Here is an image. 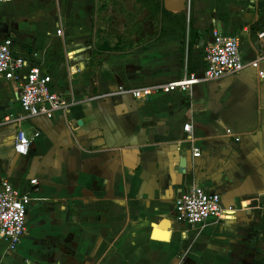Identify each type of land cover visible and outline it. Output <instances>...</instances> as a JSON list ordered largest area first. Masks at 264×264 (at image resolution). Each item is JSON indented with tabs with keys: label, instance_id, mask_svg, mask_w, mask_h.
<instances>
[{
	"label": "crops",
	"instance_id": "0c3cea01",
	"mask_svg": "<svg viewBox=\"0 0 264 264\" xmlns=\"http://www.w3.org/2000/svg\"><path fill=\"white\" fill-rule=\"evenodd\" d=\"M192 3L191 32L128 53L96 47L95 0L0 4V42L72 103L23 119L21 83L0 77V179L32 200L30 228L15 251L0 240V264H264V62L187 93L96 99L201 74L213 30L240 37L244 62L257 59L264 0ZM20 129L27 156L14 151ZM194 186L221 196L226 219H177Z\"/></svg>",
	"mask_w": 264,
	"mask_h": 264
},
{
	"label": "built area",
	"instance_id": "2783aa9c",
	"mask_svg": "<svg viewBox=\"0 0 264 264\" xmlns=\"http://www.w3.org/2000/svg\"><path fill=\"white\" fill-rule=\"evenodd\" d=\"M10 2L12 0H0V4ZM58 34L61 35L62 31L59 30ZM212 37L213 41L205 53L206 66L201 74L188 70L185 78L179 81L138 88L119 86L115 92L99 94L96 99L129 95L137 100H147L156 94L187 93L199 83L238 75L247 66L259 69L264 62V32L258 34L261 45L257 59L251 63L244 62L242 58L239 36H223L217 30H213ZM12 45L13 41L10 38L0 42V77L21 83L18 97L24 113L23 119L37 116L51 118L58 111H67L72 103L65 96L52 91L50 76L43 73L39 65L17 56L12 50ZM16 121L19 122L20 119ZM11 122L13 119L9 117L3 120V123ZM184 130L191 132L192 126L187 124ZM227 133L231 134L230 131ZM30 144L31 140L26 131L20 129L14 146L15 153L27 156ZM200 155V150L196 149L194 156ZM38 184L36 179L31 181L33 186ZM31 202L30 194L15 189L8 179H0V238L7 244L9 251H15L26 234V218ZM175 211L180 222L191 226L201 225L210 218L223 220L228 216L219 194L197 186L189 188L176 201Z\"/></svg>",
	"mask_w": 264,
	"mask_h": 264
},
{
	"label": "rangeland",
	"instance_id": "374dc122",
	"mask_svg": "<svg viewBox=\"0 0 264 264\" xmlns=\"http://www.w3.org/2000/svg\"><path fill=\"white\" fill-rule=\"evenodd\" d=\"M192 8V0H186L183 12L188 18ZM160 26V18L138 0H95L93 41L102 51H135L158 37ZM26 227L30 228L28 218Z\"/></svg>",
	"mask_w": 264,
	"mask_h": 264
},
{
	"label": "trees",
	"instance_id": "16d2710c",
	"mask_svg": "<svg viewBox=\"0 0 264 264\" xmlns=\"http://www.w3.org/2000/svg\"><path fill=\"white\" fill-rule=\"evenodd\" d=\"M144 4L150 12L161 20L160 37L167 36L178 30L192 31V19L188 18L184 12L171 13L164 9L163 0H138ZM191 42H189V47ZM191 48H189L190 50Z\"/></svg>",
	"mask_w": 264,
	"mask_h": 264
},
{
	"label": "water",
	"instance_id": "95a60500",
	"mask_svg": "<svg viewBox=\"0 0 264 264\" xmlns=\"http://www.w3.org/2000/svg\"><path fill=\"white\" fill-rule=\"evenodd\" d=\"M185 3H186V0H163L164 9L171 13L183 12L185 9ZM259 42H258V45H259Z\"/></svg>",
	"mask_w": 264,
	"mask_h": 264
}]
</instances>
